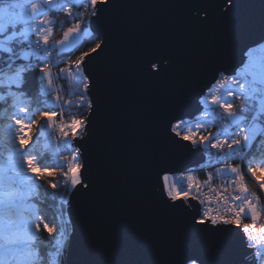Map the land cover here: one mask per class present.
I'll return each instance as SVG.
<instances>
[{
	"label": "snow or ice",
	"instance_id": "6c2138e0",
	"mask_svg": "<svg viewBox=\"0 0 264 264\" xmlns=\"http://www.w3.org/2000/svg\"><path fill=\"white\" fill-rule=\"evenodd\" d=\"M241 2L165 0L162 6L170 15L162 27L151 30L145 22L115 11L126 6L124 0H82L81 7L91 6L88 21L56 0H24L0 8V66L8 70L0 71V101L7 105L0 107V264H69L77 196L85 224L78 264H264V234L257 237L244 224L239 240L230 235L243 219L250 218L254 227L264 214V208L249 199L246 184V177H251L264 190V176H257L258 171L264 173V51L255 54L264 44V32L241 49L240 59L229 69L219 66L214 45L196 39L220 21L236 30L243 27L247 21L236 11ZM46 8L78 21L53 45L49 44L52 28L46 25L54 21L37 23ZM94 22L101 30L89 32ZM260 23L264 25V10ZM80 32L90 36L86 43L97 36L101 39L53 77L49 48L77 47ZM113 36L120 38L118 49L89 68V62L106 53ZM185 50L188 54H183ZM30 72H35L40 85L47 81L49 88L65 74L79 79L83 91L78 107L93 88L99 89L97 98L87 100V116L59 126L60 143H66L71 132L75 145L70 161L62 157L66 171L55 161L46 162L31 134L34 126L38 131L52 128L58 114L55 105L49 108V102L41 104L39 96L27 93ZM201 78L207 82L196 96V113L186 114L185 101ZM142 111L148 113L155 133L148 148L134 127ZM189 120H194L195 131ZM218 122L221 127L209 131ZM90 141H94V161L85 156ZM182 142L203 148L224 163L216 174L232 178L224 191L233 192L224 197L217 192L218 201L231 205L224 213L210 208L193 213L189 198L199 199L191 195L194 187L199 191V181L189 175L185 189L182 181L165 171L169 154L187 147ZM56 155H61L59 144ZM245 156L249 157L243 165L246 172L241 164L228 163L244 161ZM153 169H159L157 176L163 172V184L155 191L150 186ZM57 174L64 177L63 184L50 179ZM211 179L210 174L204 184ZM49 199L56 208L50 218L40 207ZM132 222L138 227L131 228ZM45 242L47 255L40 250Z\"/></svg>",
	"mask_w": 264,
	"mask_h": 264
},
{
	"label": "water",
	"instance_id": "95a60500",
	"mask_svg": "<svg viewBox=\"0 0 264 264\" xmlns=\"http://www.w3.org/2000/svg\"><path fill=\"white\" fill-rule=\"evenodd\" d=\"M117 3H120V0H117ZM164 3L165 0H124V4L126 6L118 8L115 11L119 15L145 22L146 27L151 30L157 27H162L165 24L168 15H170V11L162 6ZM262 10H264V0H242L241 6H239L236 11L247 21L243 27L236 30L230 27L226 21H220L215 23L207 33L200 34L196 37V39L202 44L214 45L215 49H218L219 51V66L229 69L237 60L240 59L241 49H243L245 45H248L252 41L256 40L262 32H264V25L260 23ZM112 14V12H109L107 16L111 17ZM89 28L90 31L93 29L97 31L101 30L100 26L95 22ZM99 38L101 39V37ZM119 44L120 38L115 36L110 37L106 53L89 62V68H93L103 62L104 57L111 55L116 49H118ZM183 54H188L187 50H185ZM206 82V78H201L197 86L190 92L184 104V112L186 114L196 113V96ZM99 94V89L93 88L88 98L95 99ZM92 119L94 124H98L97 117H93ZM134 127L143 138V146L145 148L150 147L155 138V133L149 123V115L146 111H142L138 115L136 125H134ZM72 143L73 142H71V145ZM182 143L187 144V147L179 148L173 153H170L167 158V163L164 165L165 171L170 172V174L184 173L187 170L200 165L205 160L203 148L197 147L193 149L189 142ZM93 145L94 141H90L89 145L86 146L88 150L85 152V156L94 161L95 157ZM158 171L159 169H153L151 172L150 186L153 191H155L158 184L160 186L163 184L161 179L163 172L160 173V176H157ZM189 199L191 204L194 206L191 211L198 214L200 208L199 201L197 199L192 200L191 196ZM73 206V220L76 225V236L73 240V255L69 259V264H78L79 256L83 251V242L85 239V224L79 207L78 196L73 198ZM130 227L135 229L138 225L132 222L130 223ZM230 235L233 240H239V238L243 236L241 226L236 228ZM148 247V245H145V251L148 250Z\"/></svg>",
	"mask_w": 264,
	"mask_h": 264
},
{
	"label": "trees",
	"instance_id": "16d2710c",
	"mask_svg": "<svg viewBox=\"0 0 264 264\" xmlns=\"http://www.w3.org/2000/svg\"><path fill=\"white\" fill-rule=\"evenodd\" d=\"M64 6L70 7L71 9H76L77 14H82L81 19L83 21H86V16L88 14V8H86L84 6L81 7L80 3L79 4H65ZM46 12L49 14L50 13L56 14L55 9H47ZM56 15L58 16L59 20H57L53 24V35H51V37L55 38V40H57L58 37L62 36L64 30H66L68 27L72 26L74 23L78 22L74 19H71L63 11H61L60 14H56ZM66 20H70V22L65 23ZM90 39L91 38L89 35L83 37L81 39V41L77 44V47H73L71 50H69L67 52H58L54 48H50L51 59L49 61H50V63H52V66H53L54 77L57 75L60 68L67 66L68 61H74L77 56L81 55L82 53L88 52L89 49L94 48L95 43L99 42V40H100V38L97 36L96 40H93L91 43H86V41H89ZM25 51H27V50L25 49ZM25 63H27V62H25ZM0 71L7 72L8 70H7L6 65L0 66ZM37 71H38V69H37ZM56 84H57L58 96L61 97L62 101H64V99H65V100H67V102H70V103H67L66 111L64 112V114L65 115L74 114V115H79V116L85 117L88 113V110H87V100L89 99L88 96L85 97V102L82 106L76 107L72 103V100H73L77 90H75L73 93L69 94L65 88L63 78L56 79ZM52 86H53V83H52L51 87L49 88L47 81L44 82L43 86L40 85L38 79L36 78L35 72H30L27 75V84L25 85V88H26V91L29 94V96H31V97L39 96L41 104H43L45 101L49 102L46 105L49 108H51L53 105H55L53 110L56 111L58 114L57 105L55 103H53L52 99H51L52 94L54 92ZM41 88L45 89L47 91V94H45L43 91H41ZM5 96H6L7 102L10 104L11 98L7 97L6 91H5ZM6 106L7 105L4 104L3 101H0V107H6ZM37 106L38 105H36L35 103L33 104V107H37ZM238 107L239 106H237V108ZM57 119H58V115L54 118V125H55V122ZM191 122H194V120H189L188 123L190 124ZM216 128H218V125H216L215 128H210L209 131L215 132ZM31 134L39 141V143L37 144V148L44 152L45 157L47 158L46 162L55 161L58 165H63V170L66 171L65 160L62 158V157H66V153L60 145H59V152L61 153V155H56V145L58 144V142L56 140V135L54 132V126L52 128L45 127L43 129H40L39 131L34 126ZM201 134L207 135V132H204L203 130H201ZM198 138L199 137L197 136V139ZM203 150H204V154H205L204 162L198 166H195V167L187 170L184 173V174H186L184 176L185 178L188 177L189 175H191V176L196 175L201 180L204 178L207 170L213 169L219 165L220 162H217L211 156H210V159L207 160L206 157H207L208 151L205 149H203ZM211 151L213 154H215V152H216V150H211ZM58 172H59V170H58ZM62 177L63 176L57 174L55 177L50 178V179H52L54 182L61 183ZM247 178H248V181L251 185V188H252L254 194L257 197L259 205L261 206V208H264V196H263L261 190L258 188L256 181L251 177H247ZM184 181H187V180H184ZM49 191H52V190L49 189ZM40 207L43 211L46 212V214L49 218L54 216L56 213V208L54 206V202L51 199L47 200L44 204L40 205ZM245 220H250V218H246ZM45 222H47V221H45ZM257 222H259V221H257ZM49 226L51 227L52 225L50 224ZM44 236L45 237L47 236V232H44ZM40 250L43 254L47 255V253L49 252V248H48L46 242L42 243L40 245ZM52 259H53L52 257H49L50 261Z\"/></svg>",
	"mask_w": 264,
	"mask_h": 264
},
{
	"label": "built area",
	"instance_id": "2783aa9c",
	"mask_svg": "<svg viewBox=\"0 0 264 264\" xmlns=\"http://www.w3.org/2000/svg\"><path fill=\"white\" fill-rule=\"evenodd\" d=\"M80 3H82V0L80 1ZM84 7L88 8V13L91 11L90 5H86ZM72 11H73V13H77L76 9H72ZM88 19H89V16L87 14L86 21H88ZM38 21H39V19L37 18V22ZM33 39H36V37L34 36ZM26 50L29 51V49H26ZM49 54L51 55L50 49H49ZM48 63L51 66V72H52V75L54 77L52 63H50V61H48ZM73 71H74V69H73ZM62 78L64 81L65 88L69 94H71L75 90H77V92L75 93V96L72 100V103L76 107H78L77 104L79 103V96H80L81 92L83 91L82 84L80 83L79 79H72L67 74L63 75ZM52 87H53L54 92L52 94L51 99H52V102L57 105V109H58V119L56 120L55 125H54V132H55L56 140H57L58 144L64 149V151L66 153V158L70 161L72 158V154L75 151V145L73 143L71 145V142H72L71 132H69V134H68L67 142L66 143H60L61 134L59 132V126L61 124L68 125L73 119H81L83 117L79 116V115H74V114L65 115L64 112L66 111V107H67V104L65 102H67V100L64 99V101H62V99H61L59 102L56 101V97L58 96L56 79L53 80V86ZM225 151H227V148H225ZM248 159H249V157L245 156L244 161H241L240 159H234V161H228V163L241 164L242 165V171L246 172V168H244L243 165L247 163ZM65 167L67 170L66 163H65ZM218 167H224V163L220 162ZM210 174H211L212 179L209 181L208 184H204V181L208 180ZM173 175H175V174H173ZM176 178L179 181L178 177H176ZM193 178L195 180L199 181V184H200L199 191H197V189L195 187L191 190V194H193V192L195 191V193H197V196L199 197V199H197L199 201V204H200L199 212H202L203 210L210 208L214 211L218 210L220 213H224L226 211V208L231 207L230 204L225 205V203L223 202L222 199L218 201L216 198L217 192H220L222 197L230 196L231 194H233L231 188H229L227 192L224 191V187L227 186L232 179L230 176L217 175L212 169H210V170L206 171V174H205L203 179L200 180L196 175H193ZM63 181H64V177H62V179H61V184H63ZM171 182H172V179H171V175H170L169 183H171ZM246 184H247V187L249 189V194L251 195V196H249V199L252 202H254L258 206V208H261V206L259 205V202L257 200V197L254 194L247 177H246ZM183 186L185 187V189H187V184H183ZM200 200H204L205 203L201 204ZM244 224H249L250 230H252L253 233L255 235H257V237H259L261 234H264L261 232V229H264V215L263 214L261 215V219L259 220V222L255 223L254 227H252V223L249 220L243 219L241 224H240L241 228H243Z\"/></svg>",
	"mask_w": 264,
	"mask_h": 264
},
{
	"label": "rangeland",
	"instance_id": "374dc122",
	"mask_svg": "<svg viewBox=\"0 0 264 264\" xmlns=\"http://www.w3.org/2000/svg\"><path fill=\"white\" fill-rule=\"evenodd\" d=\"M81 1V0H80ZM12 2H16V3H23L24 2V0H1L0 1V8H2V7H6L9 3H12ZM31 2H39V0H29V3H31ZM56 2L57 3H63L64 5L65 4H79L78 2H77V0H56ZM66 7V6H65ZM18 11V10H17ZM47 11V8L45 9V12ZM61 12V11H60ZM60 12L59 11H56V14H60ZM55 13H47L46 12V15H44L43 17H38V19H39V21L41 20V19H46V20H49V21H54V23L57 21V20H59V18H58V16L56 15ZM39 21L37 22V23H39ZM54 23H52V24H49V25H46V27H50V28H52V34L51 35H53V24ZM71 27V26H70ZM69 28V27H68ZM65 31V30H64ZM63 31V32H64ZM88 31L89 32H91L90 31V28L88 29ZM85 36H88L87 34H85L84 32H80L79 33V41H78V43L81 41V39L83 38V37H85ZM63 38V34H62V36L61 37H58L57 38V40H61ZM57 40H55V38H50V40H49V44L50 45H53L54 44V42L55 41H57ZM4 46L5 47H7L8 45L5 43L4 44ZM50 48H54L55 50H57L58 52H67V51H69V50H71L73 47H68V48H65V49H61V47L59 46V45H55L54 47H50ZM49 48V49H50ZM262 51H264V44H261V45H259V47H257L256 49H255V54L257 55V56H259L260 54H261V52ZM67 66H68V64H67ZM66 66V67H67ZM66 67H63V68H66ZM240 103V104H239ZM235 104H236V107L237 106H239L240 107V105H241V100L239 101V99L238 100H236L235 101ZM239 104V105H238ZM238 107V108H239ZM216 111H217V113L218 114H220L221 113V110L219 109V108H217L216 109ZM193 124V125H192ZM217 125H218V127H221V125H220V123L218 122L217 123ZM189 126L192 128V130L193 131H195V123L194 122H191L190 124H189ZM207 160H209L210 159V156H209V154H208V152H207ZM220 168H223V167H216V168H213L212 170L216 173V170L217 169H220ZM185 173V172H184ZM184 173H179V174H175V176L176 177H178V179H179V181H182L183 182V184H187V181H184V180H187V177L185 178L184 176L186 175V174H184ZM257 176H264V173H261V172H257ZM193 177V176H192ZM261 190V189H260ZM261 192H262V194H263V196H264V190H261ZM192 196H197V193H195V191L193 192V194H191ZM249 196H251L250 194H249ZM254 203V202H253ZM261 219V216H259L258 217V221ZM251 223H252V221H251V219L249 220Z\"/></svg>",
	"mask_w": 264,
	"mask_h": 264
}]
</instances>
